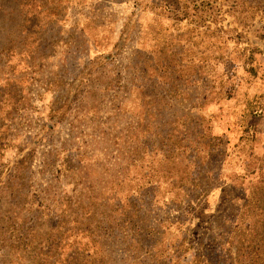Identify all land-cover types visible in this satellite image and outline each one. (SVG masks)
I'll use <instances>...</instances> for the list:
<instances>
[{"label": "rangeland", "instance_id": "1", "mask_svg": "<svg viewBox=\"0 0 264 264\" xmlns=\"http://www.w3.org/2000/svg\"><path fill=\"white\" fill-rule=\"evenodd\" d=\"M0 264H264V0H0Z\"/></svg>", "mask_w": 264, "mask_h": 264}]
</instances>
